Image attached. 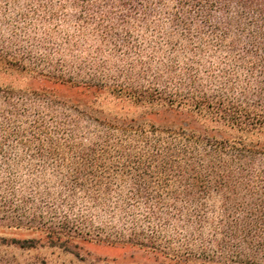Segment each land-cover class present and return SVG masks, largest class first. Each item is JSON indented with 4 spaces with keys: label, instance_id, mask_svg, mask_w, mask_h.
I'll list each match as a JSON object with an SVG mask.
<instances>
[{
    "label": "trees",
    "instance_id": "1",
    "mask_svg": "<svg viewBox=\"0 0 264 264\" xmlns=\"http://www.w3.org/2000/svg\"><path fill=\"white\" fill-rule=\"evenodd\" d=\"M15 75L0 229L36 237L0 236V264L92 242L264 264V0H0Z\"/></svg>",
    "mask_w": 264,
    "mask_h": 264
},
{
    "label": "rangeland",
    "instance_id": "2",
    "mask_svg": "<svg viewBox=\"0 0 264 264\" xmlns=\"http://www.w3.org/2000/svg\"><path fill=\"white\" fill-rule=\"evenodd\" d=\"M14 79L17 80H15L16 82H20L18 86L25 87L27 85V81L23 80V77L20 75H15L12 78L0 77V81L5 83L15 82L12 81ZM125 107L126 109L131 110V112L136 110L135 108L128 106V104H126ZM260 138L264 142V133L261 134ZM14 198L19 200L20 194H17ZM80 229L85 230L83 227ZM0 236L18 239L36 237L31 232L16 229H0ZM81 247L79 259L71 255L64 254L61 250L51 248H40L32 252H26L22 256L27 259L36 258L38 264H172L166 259L151 252L131 246H113L104 243L92 242L82 244ZM83 258L86 259V262L80 261V259Z\"/></svg>",
    "mask_w": 264,
    "mask_h": 264
}]
</instances>
